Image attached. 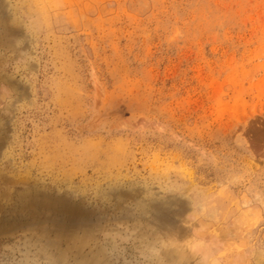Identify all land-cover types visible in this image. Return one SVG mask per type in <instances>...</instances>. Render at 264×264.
Masks as SVG:
<instances>
[{"label": "rangeland", "instance_id": "1", "mask_svg": "<svg viewBox=\"0 0 264 264\" xmlns=\"http://www.w3.org/2000/svg\"><path fill=\"white\" fill-rule=\"evenodd\" d=\"M125 226L264 264V0H0V264H111Z\"/></svg>", "mask_w": 264, "mask_h": 264}, {"label": "clouds", "instance_id": "2", "mask_svg": "<svg viewBox=\"0 0 264 264\" xmlns=\"http://www.w3.org/2000/svg\"><path fill=\"white\" fill-rule=\"evenodd\" d=\"M151 229L137 236L136 231L125 226L123 230L127 234L118 237L122 242L118 248L120 259L112 260L111 264H161L163 249Z\"/></svg>", "mask_w": 264, "mask_h": 264}, {"label": "bare ground", "instance_id": "3", "mask_svg": "<svg viewBox=\"0 0 264 264\" xmlns=\"http://www.w3.org/2000/svg\"><path fill=\"white\" fill-rule=\"evenodd\" d=\"M164 221V220H163Z\"/></svg>", "mask_w": 264, "mask_h": 264}]
</instances>
